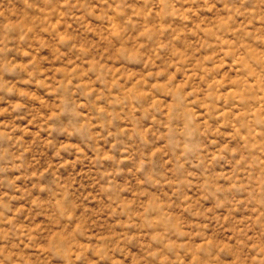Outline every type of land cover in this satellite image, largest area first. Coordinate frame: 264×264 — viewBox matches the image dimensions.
Segmentation results:
<instances>
[{"label":"clouds","instance_id":"obj_1","mask_svg":"<svg viewBox=\"0 0 264 264\" xmlns=\"http://www.w3.org/2000/svg\"><path fill=\"white\" fill-rule=\"evenodd\" d=\"M0 264H264V0H0Z\"/></svg>","mask_w":264,"mask_h":264},{"label":"rangeland","instance_id":"obj_2","mask_svg":"<svg viewBox=\"0 0 264 264\" xmlns=\"http://www.w3.org/2000/svg\"><path fill=\"white\" fill-rule=\"evenodd\" d=\"M17 7H20L21 5L19 4V3H17V5H16Z\"/></svg>","mask_w":264,"mask_h":264}]
</instances>
